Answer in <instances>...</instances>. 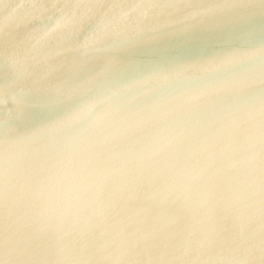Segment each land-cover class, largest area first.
Returning a JSON list of instances; mask_svg holds the SVG:
<instances>
[{
	"label": "water",
	"instance_id": "obj_1",
	"mask_svg": "<svg viewBox=\"0 0 264 264\" xmlns=\"http://www.w3.org/2000/svg\"><path fill=\"white\" fill-rule=\"evenodd\" d=\"M0 264H264V0H0Z\"/></svg>",
	"mask_w": 264,
	"mask_h": 264
}]
</instances>
